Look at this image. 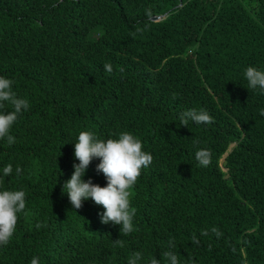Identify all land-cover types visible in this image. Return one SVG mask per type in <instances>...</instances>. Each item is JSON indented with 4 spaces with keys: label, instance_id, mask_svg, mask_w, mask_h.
I'll return each mask as SVG.
<instances>
[{
    "label": "trees",
    "instance_id": "obj_1",
    "mask_svg": "<svg viewBox=\"0 0 264 264\" xmlns=\"http://www.w3.org/2000/svg\"><path fill=\"white\" fill-rule=\"evenodd\" d=\"M249 66L264 71V0H0V76L30 105L15 143L0 140V191L26 193L0 264H264V91ZM190 109L214 123L181 126ZM83 131L129 132L153 156L129 235L63 191ZM99 162L83 179L105 187Z\"/></svg>",
    "mask_w": 264,
    "mask_h": 264
},
{
    "label": "clouds",
    "instance_id": "obj_2",
    "mask_svg": "<svg viewBox=\"0 0 264 264\" xmlns=\"http://www.w3.org/2000/svg\"><path fill=\"white\" fill-rule=\"evenodd\" d=\"M106 72L113 71L111 64H105ZM248 88H259L264 91V71L249 66L245 70ZM13 81L0 76V109L6 104L12 106V111H0V140H6L9 146L15 143V137L10 134L13 125L22 112L30 107L28 100L19 98L12 90ZM261 115H264L262 110ZM195 124L214 123L213 117L206 111L197 112L190 109L180 115L181 126L187 127L188 121ZM74 156L79 161L73 164L74 171L71 178L63 185L73 209H80L84 201L91 199L95 204L101 205L104 212L101 214V223L120 226V233L129 235L134 231L133 219L135 209L131 206V189L135 186L141 175V170L148 168L153 162V156L143 150L142 142L129 132H122L118 139L99 140L90 131H83L78 136L74 145ZM94 158L99 159L96 171L106 178L107 185L101 187L94 184L91 179H83L86 170ZM196 159L202 166L210 163V153L207 150H198ZM22 172L16 167L15 173L19 176ZM11 164L3 169L5 177L11 176ZM26 193L22 190L0 191V246H6L16 231L18 213L26 208ZM83 218V217H82ZM215 231V230H214ZM118 242V241H117ZM171 264H178L175 254L164 253ZM141 253L137 252L129 260V264H137ZM30 264H39L37 257H33ZM151 264H159L153 258Z\"/></svg>",
    "mask_w": 264,
    "mask_h": 264
},
{
    "label": "rangeland",
    "instance_id": "obj_3",
    "mask_svg": "<svg viewBox=\"0 0 264 264\" xmlns=\"http://www.w3.org/2000/svg\"><path fill=\"white\" fill-rule=\"evenodd\" d=\"M251 4H253L252 1H251Z\"/></svg>",
    "mask_w": 264,
    "mask_h": 264
},
{
    "label": "water",
    "instance_id": "obj_4",
    "mask_svg": "<svg viewBox=\"0 0 264 264\" xmlns=\"http://www.w3.org/2000/svg\"><path fill=\"white\" fill-rule=\"evenodd\" d=\"M155 19V18H154Z\"/></svg>",
    "mask_w": 264,
    "mask_h": 264
}]
</instances>
